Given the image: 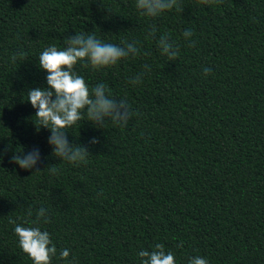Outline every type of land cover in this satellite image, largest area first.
<instances>
[{"label": "trees", "instance_id": "16d2710c", "mask_svg": "<svg viewBox=\"0 0 264 264\" xmlns=\"http://www.w3.org/2000/svg\"><path fill=\"white\" fill-rule=\"evenodd\" d=\"M179 5L147 18L135 0H0V150L11 145L0 158V264H33L9 219L34 221L41 206L51 217L41 229L70 250L67 262L52 264H140L138 252L156 243L175 264L194 256L264 264V0ZM75 32L136 41L141 53L99 70L76 65L90 89L105 83L139 113L123 128L109 121L98 129L85 118L66 129L91 152L79 166L51 155L50 131L37 132L26 93L47 86L37 64L43 49L63 47ZM164 34L180 45L175 61L157 47ZM18 50L27 60L13 64ZM145 64L150 73L130 84ZM92 137L100 143L89 144ZM33 147L40 172L11 162Z\"/></svg>", "mask_w": 264, "mask_h": 264}, {"label": "clouds", "instance_id": "9594fccd", "mask_svg": "<svg viewBox=\"0 0 264 264\" xmlns=\"http://www.w3.org/2000/svg\"><path fill=\"white\" fill-rule=\"evenodd\" d=\"M222 2L223 0H198L199 4L209 6ZM135 7L141 16L147 18H156L173 9L177 12L183 11L179 0H135ZM156 33L157 26L150 24L148 36L155 37ZM182 36L189 47H195L196 42L192 39L191 29H186ZM137 43L123 40L117 45L102 41L94 32L87 34L75 32L74 35L65 38L63 47L50 45L39 54L37 64L47 73V86L29 88L26 92L27 102L36 110L31 120L37 132L41 129L50 131L48 143L52 146V156L75 166L86 163L91 154L89 147L70 142L66 129L72 128L85 118L98 129L104 128L109 121L123 128L127 127L133 116L139 115L133 111L126 99H117L105 83H98L90 89L83 76L75 71L77 64L99 70L115 66L122 59L139 56L141 53ZM157 47L169 61L177 60L180 55V45L171 41L167 34L159 37ZM10 59L13 64L18 60L26 61L27 53L18 50ZM150 71L151 66L145 64L144 71L131 77L129 83L134 86L141 84L144 75ZM202 71L207 77L212 69L204 66ZM88 143L97 145L100 140L92 137ZM10 148L11 145L0 150V158L6 155ZM11 162L24 170L35 169L34 173H37L41 171L38 166L42 163V155L38 147H33L27 152L22 149L11 156ZM46 168L55 174L54 165ZM31 215L32 210L29 209V216ZM9 223L14 225L19 247L30 257L33 264H52L53 258L68 261L70 250L67 248L58 250L50 233L40 227L41 224L51 223L47 208L41 206L36 211L34 221L18 224L15 220L9 219ZM26 224L32 226H25ZM183 246V241L176 245L179 248ZM137 255L140 264H175L174 253L171 250L166 251L162 243H156L151 251L141 250ZM69 264H75V261ZM188 264H209V261L202 256H194L188 258Z\"/></svg>", "mask_w": 264, "mask_h": 264}]
</instances>
